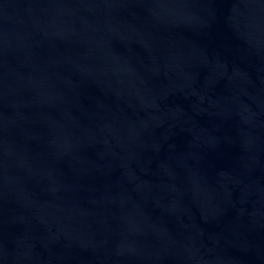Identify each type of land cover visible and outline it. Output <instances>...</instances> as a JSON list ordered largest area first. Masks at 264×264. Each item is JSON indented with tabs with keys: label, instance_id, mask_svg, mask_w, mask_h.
Segmentation results:
<instances>
[{
	"label": "water",
	"instance_id": "1",
	"mask_svg": "<svg viewBox=\"0 0 264 264\" xmlns=\"http://www.w3.org/2000/svg\"><path fill=\"white\" fill-rule=\"evenodd\" d=\"M0 264H264V0H0Z\"/></svg>",
	"mask_w": 264,
	"mask_h": 264
}]
</instances>
